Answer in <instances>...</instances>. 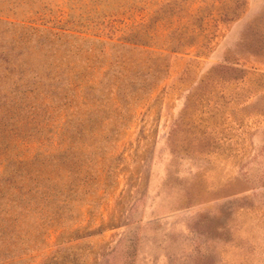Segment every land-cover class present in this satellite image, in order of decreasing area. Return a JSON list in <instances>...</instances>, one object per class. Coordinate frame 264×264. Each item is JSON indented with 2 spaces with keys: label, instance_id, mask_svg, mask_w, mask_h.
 I'll list each match as a JSON object with an SVG mask.
<instances>
[{
  "label": "rangeland",
  "instance_id": "1",
  "mask_svg": "<svg viewBox=\"0 0 264 264\" xmlns=\"http://www.w3.org/2000/svg\"><path fill=\"white\" fill-rule=\"evenodd\" d=\"M0 264H264V0H0Z\"/></svg>",
  "mask_w": 264,
  "mask_h": 264
},
{
  "label": "trees",
  "instance_id": "2",
  "mask_svg": "<svg viewBox=\"0 0 264 264\" xmlns=\"http://www.w3.org/2000/svg\"><path fill=\"white\" fill-rule=\"evenodd\" d=\"M65 138H66V137H65ZM70 147H71V148H74V147H72L71 145H68V144L65 143V145H64V147H63V149L65 150V153H64V156L61 158V160H65V161H66V157H65V156L68 155V153H66V150L69 149Z\"/></svg>",
  "mask_w": 264,
  "mask_h": 264
}]
</instances>
